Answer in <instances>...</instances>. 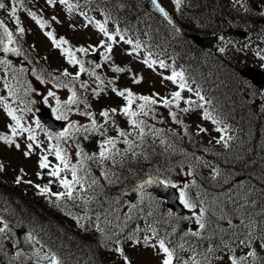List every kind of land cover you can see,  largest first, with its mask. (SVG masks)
Returning a JSON list of instances; mask_svg holds the SVG:
<instances>
[{"label": "trees", "instance_id": "1", "mask_svg": "<svg viewBox=\"0 0 264 264\" xmlns=\"http://www.w3.org/2000/svg\"><path fill=\"white\" fill-rule=\"evenodd\" d=\"M106 7V11L114 15L120 35L125 40L138 41V52L147 49L145 57L139 53L135 54L136 57L144 60L151 53L150 58L156 61L152 67L155 71L169 75L173 70L183 71L188 76L190 84H193L190 88L196 95L194 107L203 112L207 110L219 121L215 127L222 130L219 132L222 136L218 134L217 139L223 137L227 147L223 141L206 143L174 107L166 108L158 101L151 106L147 116L141 114L137 117L151 126L145 128L146 135L141 141L138 130L126 126L128 118L119 109L106 106L100 110V113L109 111L107 123L100 113L91 109L92 102L105 99L107 78L98 75L94 69L88 70L83 80H73L74 76L65 77L58 70L51 72L44 61L33 56L29 62L30 79L37 86H47L50 82L67 84L68 87L58 88L74 89L80 101L71 106L72 112L76 113L87 105L88 109L83 113H92L97 125L104 126L99 131L88 133L72 130L67 139L52 145L59 143L63 148L85 136L92 137L99 145L105 137L114 136L119 141L116 145L119 154L115 157V164L111 160L103 165L98 161H85L82 166L80 162L73 163L78 166V175L86 177L84 189L76 188L77 199L74 200H56L52 195L35 194L22 188L15 180L0 177V205L6 210L4 218L12 226L21 224L32 229L41 237L45 247L66 262L114 264L110 252L118 248L123 250L128 241L139 242L150 234L155 240L165 239L166 246L174 250L175 261L179 264L185 261L193 264V259L201 264H230V256L245 257L249 251H255L257 255L255 260L249 257L246 264H264V105L259 106L252 100V95L248 98L241 90L235 81L241 79L230 70L223 55L203 58L204 53L190 40L194 32L219 35L226 28L225 21L241 23L239 18L242 20V17L216 0H181L179 15L173 14L176 28L172 29L133 0H108ZM233 30L231 28L228 32L233 33ZM162 55L168 58L164 60L168 65L166 68L157 65ZM91 72H95V76L90 75ZM37 76L45 83L41 84ZM97 76L100 80L96 79ZM81 84L87 87L82 88ZM25 88L20 86L16 98L18 104L26 96ZM197 92L208 103L201 101ZM200 104L204 107H198ZM112 109L116 112L113 113ZM133 110L138 111L134 107ZM166 111L170 119L165 117ZM171 112L176 113L180 123L172 120ZM121 117L125 122L120 120L121 125L118 126ZM83 118H87V122ZM78 124L90 125L91 120L82 115ZM117 128L131 132L128 139L137 146L125 151L127 145L123 143L124 138L118 136ZM152 129H159V134ZM178 167L187 169L189 174V192L185 193L196 205L191 216L182 218L161 211L155 201L152 209L134 208L127 213L126 219H118L124 204L121 192L125 188L147 175L173 182ZM102 172H107V179L101 175ZM67 173L71 177V173ZM92 178L98 183L88 187ZM202 209L204 229L196 223ZM107 217L116 219L114 228L104 223ZM143 226L147 236L140 232ZM192 232L200 235L192 236ZM240 240H245L248 246L241 245ZM2 245L4 243L0 241V247ZM0 264H10L1 248Z\"/></svg>", "mask_w": 264, "mask_h": 264}, {"label": "snow or ice", "instance_id": "2", "mask_svg": "<svg viewBox=\"0 0 264 264\" xmlns=\"http://www.w3.org/2000/svg\"><path fill=\"white\" fill-rule=\"evenodd\" d=\"M59 2H60V4L67 5L69 11L72 10L73 5L69 4V0H59ZM155 2H156V0H152L153 4H155ZM17 3L22 4V0H11V3L9 5L10 6V12L8 13V15L14 19L19 33L23 34L24 28L20 27V20L17 17V8H16ZM48 3L50 5L54 4L55 0H48ZM174 3L176 5L177 9H179L180 4H181V0H174ZM5 7H6L5 3L0 2V10L5 9ZM157 7H159V6H157ZM159 11L161 13H163V15L167 18L168 14L166 12H164L163 8H159ZM28 15L31 16V18L33 20H35V22L42 29L47 26V23L45 21L39 19L34 12H29ZM52 19L55 20L56 18L53 17ZM95 23H96V27L99 30V32L102 33L105 37H107V40L111 42V43H107V44L103 40L100 42V47L105 49V51L102 53L105 61H107L111 58L109 54L112 53V51H113V44H115L117 42V37H119V39L124 41V43H126V44H132L133 43L131 40H125L124 36L120 35V30L118 28L116 29L115 35H113V34L109 33V31L105 27L104 23H100L98 21ZM0 29H2V32H0V45L5 44V39L7 40V43H9V44L13 43L14 42L13 33L10 32L7 27H5L4 22L2 20H0ZM45 35H47L49 37V39L52 40V43L56 48L61 49L62 53L66 56L69 64H72V65L78 64L79 65V73L86 71L83 61L78 60L76 58L75 53L76 52L85 53L87 51V49L77 48V49H75V51H73L70 47L69 48L62 47L63 45L68 44L67 40H65L63 38H60L59 40H57L52 32H47V33H45ZM221 39H223V37H221ZM139 48H140V44H139V42H137L134 45V51H135V49H139ZM2 50L5 53L11 52L15 55H21L19 49H17V48H9L7 46H4ZM221 51H223V49H221ZM129 54L131 55L132 53H129ZM150 57H151V53H149L148 58H145L143 60V63L145 65H147L149 68H152L156 64V61L152 60ZM260 58L262 60H264V56H261ZM8 63L9 62L7 60H0V64L7 65ZM97 67H99V65H97ZM159 67L160 68H166V67H168V65H166L164 63V61L161 60V61H159ZM20 71H24V69H20ZM113 71L119 73V72L125 71V69L120 68V67H114ZM79 73H77V75L75 77H73V80L79 79ZM62 75L67 77L70 75V73L67 70H65L62 73ZM90 75L95 76V72H91ZM163 78L165 80L171 81L173 84H178V87L180 89V91H174L171 93V99L170 100L167 98H161L162 102H163V106L166 108H170L171 106L174 105L176 108L179 109L180 108V101L182 100L181 92L185 88H187V84L185 82V76H184L183 71L177 72V71L173 70L171 75L165 76ZM96 79L100 80V77L97 76ZM37 80H39L41 84L45 83V81L40 76H37ZM133 82L134 83H140L141 78H137V77L133 76ZM61 86L68 87L67 84H63V85L56 84V85H54V87H61ZM5 87L9 88V95L10 96H15V93L12 91L11 86L5 84ZM81 87L86 88L87 85L81 84ZM30 91H36V90L30 88ZM69 91L72 94L63 103L61 102L60 98L56 96V93L53 91H50V90L48 91L46 96H40L42 103L45 105L49 104V97H52L55 99L56 106L54 108H52V112L54 114H56L57 120H67L68 119L67 113H68V111L71 110V106L74 104L80 103V101H78V99H77L75 90L72 88H69ZM112 91L117 96L123 97L124 100L126 101V105L120 109V112H121V114H123L125 117L128 118L127 122L131 126V128L133 130H138V138L141 141H143V138L146 135L145 128L146 127L150 128L151 126L146 125L143 120H139V119H137V117L141 114L144 116H147L149 114V112L152 110L151 106L157 104V99L150 97V96H143V95L137 96L129 89L118 90L116 87H113ZM189 91H191V89H189ZM27 94L28 93H26V95ZM98 94L99 93H96V95H98ZM153 95H155V94H153ZM197 95L199 96V99L201 101H205L204 96L199 95L198 92H197ZM136 101H141V103L136 105V108L138 109V111L133 110V105L135 104ZM36 102H37L36 100L30 101L31 104H35ZM0 103L4 104V108L7 112V115L14 122L13 125H9L12 135L11 136H0V140H3L5 143H7L9 145H12L15 143V141L13 139L14 137H17V136L23 135L24 133H27V140L31 141L32 143L27 144V151L24 152V155L26 157L29 156L33 150L34 145H35V147L40 148V144L37 142V137L35 135L34 129L32 127H25L24 124L22 123V117L16 115V109H13L7 103L3 102V98H0ZM21 103H23V101H21ZM184 103L188 104V105H194L195 101L184 100ZM205 103H208V102L205 101ZM85 107H87V105H85ZM198 107L203 108L204 104H200V105H198ZM190 110H191L190 108H183L182 109V111H184L185 113L189 112ZM27 111L31 112L32 109L27 108ZM111 111L113 113H115L116 109H112ZM81 115H87L88 118L91 120V124L81 126V125H77L74 122L69 123L67 128L64 129V131L58 133L55 136V139L57 141H60L61 139H67L70 136V130H75L76 132L82 131L84 133H88L89 131H99L101 128L104 127L103 125H97V122H96L95 118L93 117L92 113H81ZM100 115L105 118V123H107L109 121V111H107V110L102 111L100 113ZM170 115H171L172 120L174 122L180 123V121L177 120L175 112H171ZM203 118L205 120H209V119L212 120V122L214 124L219 123V121H217L211 115V113L208 112L207 110L204 111ZM35 124H36L37 128H43V125L40 123L39 120H36ZM116 131H117L119 137L124 138L123 143L127 145V148L125 149V151L132 150L134 147L137 146L134 143V141L128 139V137L132 135L131 132H125V131L121 130L120 128H117ZM152 131L155 132L156 134H159V132H160L159 129H152ZM200 131H206V130L200 129ZM216 131L220 132L222 130L220 128H217ZM101 134L103 135V133H101ZM46 135L48 136L49 140L53 139V136L51 133H47V131H46ZM84 138L88 139L87 136H85ZM221 141H223L225 144V147H227V141L224 140L223 137H221V140H218L217 143H220ZM118 142L119 141L116 138L105 137L103 142H101L99 144L98 155H96V154L88 155L87 153L84 152V150L82 148L79 147V145H77L76 155L81 158L80 165L82 166L85 161H98L100 165H103L105 161H109V160H111V162L113 164H115L116 163L115 157L119 154V149L116 148V145ZM15 147L17 149H19L20 144L15 143ZM41 151H43V149H41ZM48 153H54L55 159H56V161H58V163L52 164L49 161L48 154H44V155H41L39 158V167H40V169H47L48 175L50 177L55 178L59 182L60 187L63 189V191L57 192V193H52L48 186L41 187L39 185H36V187L38 188V190L41 194L55 196L56 200H61L64 198H66L67 200H74L76 198V196H75L76 186L79 185L81 190H83L86 177L78 175V166L76 164L70 165L67 153H66L65 149H63L59 145V143H57L56 145H50L48 148ZM135 154L136 153L133 152V155H135ZM2 170H3V165H0V171H2ZM21 172H23L22 169H21ZM66 172L71 173V180H69L67 178V176H63V177L61 176V173H66ZM37 175L39 176V173ZM101 175H103L107 179V176H108L107 172H102ZM16 182L20 183L21 177H17ZM27 182L31 183V181H27ZM97 183H98V181L95 178H92L90 183L88 184V187H92L93 185H96ZM149 183H151V181H149ZM162 183H163V181H162ZM168 183H171V182H168ZM171 186L176 187L175 184H171ZM141 187H143V185H141ZM180 202L186 208H189V209H194L196 207L195 204L190 202V200L187 198V194L183 190H181V192H180ZM203 215H204V210L202 209L200 215L196 217V223L199 225V227L201 229H204V227H205V224H204L203 219H202ZM97 219H99V217H97ZM229 223H231V222L229 221ZM242 223H243V221H242ZM98 230H100V229L98 228ZM0 231H3V229H0ZM191 235L192 236H199L200 233L199 232H192ZM147 239H148V237H145L146 241H147ZM240 244L248 246L246 244L245 240H240ZM181 247H183V245H181ZM209 251H212V250L209 249ZM230 251H233V253H234V250L230 249ZM117 252L123 258L124 264H131L128 257L124 255V252L122 249L118 248ZM158 253L163 254L162 259H161V264H174V255H175L174 250H172L168 246H166L165 239H159V241H158ZM256 255L257 254L255 251H249L247 253V256L240 257V258H237L233 254L232 256L229 257L230 264H246L249 257H251L253 260H255ZM42 259H46V260L50 259V264H59V261L57 260L55 255H52L50 258L48 256H43ZM205 261L207 262V258H205ZM184 264H188V262L185 261ZM193 264H201V262L193 259Z\"/></svg>", "mask_w": 264, "mask_h": 264}, {"label": "rangeland", "instance_id": "3", "mask_svg": "<svg viewBox=\"0 0 264 264\" xmlns=\"http://www.w3.org/2000/svg\"><path fill=\"white\" fill-rule=\"evenodd\" d=\"M30 1H32L39 8L45 10V12L51 18L55 17V20L52 19V23L55 28L60 31V33L72 38L75 43L84 44V46H86L85 49H89L88 53H96L99 49H101L102 52L105 50L100 47V42L102 40L104 41V35L96 29V24L88 23L87 20H85L83 16L78 15L76 11L70 12L69 10H67V5L60 4L59 0H55V3L51 5L48 3V0ZM225 1L226 0H222L221 3L226 8L229 7V9L231 8L237 10L242 9L240 8V3L234 6L232 0H227L226 2ZM160 2L168 10H174V0H160ZM250 4L252 5V2ZM103 5L104 8H106V4ZM92 18L95 20V22H99L100 20L99 15H96V13H92ZM256 38L259 37L250 38L249 42H255L256 44L254 47L258 49L263 48V46L258 41H256ZM30 44L41 55L48 57L52 68H64L66 63L64 57H60L59 51L53 45L52 40L49 39L47 35L44 36L41 31L32 29ZM240 46L244 45L241 44ZM223 48L226 52V50L228 49L227 43L224 44ZM113 53L117 56V59L120 63L129 66V68L133 71L135 77L141 78V82L137 83V86L139 87H136L139 92L155 94L159 99H170L171 93L177 91V87L173 83L165 80L162 76L154 73L150 68L145 66L143 62L139 60H130L129 54L122 47V45L114 46ZM234 55V64L236 67H240V69L252 68L264 71V63L262 59L257 56V54L249 52L248 50H245L243 48H237V52H235ZM141 56L143 57V53H141ZM235 81L243 88L248 98H251V95L252 98L258 97L257 95H255V92L250 89L249 84L238 81L237 79ZM1 83L3 82L0 79V98L4 99L7 98L9 94L1 85ZM128 84H130V82L127 79L122 78L120 80V85L127 86ZM32 100H36L37 102L35 104H31L30 101ZM51 100L52 99L49 98V103L51 102ZM7 101V104L12 107V105L9 103V100ZM257 101L260 105H263L264 94H262L261 97H258ZM26 102L30 104V108L32 109V111H27L25 113V118L28 123L23 124L25 127H32L34 129L32 125L36 121V113L39 112L40 108L43 107L39 94L34 92L30 99L26 100ZM48 105L49 104H47V106ZM184 121L188 122V124L192 126L194 130L202 134V137L204 139L212 140L216 138V134L213 131V128L207 121H205V119H203L199 115V112L195 111L194 115L187 116ZM13 124L14 122L7 115V112L4 108V104L0 103V136H11L12 133L9 125ZM200 129H205L206 131H200ZM26 135L27 133H24L23 135L13 138L15 143L20 144L19 149L15 147V143L9 145L3 140H0V165H3V170L0 171L2 175L0 177H4L5 179L9 180H12V175L16 178V180L17 177H21V182L18 184L22 185V188L36 193H39V190L36 185L44 187L45 184H48V187L53 192L63 191V189L60 187L59 182L55 178L50 177L48 175V170L40 169L39 167L40 156L47 154V152L41 151V147L37 148L34 145L31 154L27 157L24 155V152L27 151V144L32 143L31 141L27 140ZM48 158L52 164L58 163V161H56L55 159V155L48 154ZM21 169L23 170V172H21ZM38 173L39 176L37 175ZM187 175L188 172H182L180 170L178 172V175L176 176V182L180 183L181 180H183L186 183ZM16 180L15 183H17ZM27 181H31V183H28ZM191 197L194 200V197ZM148 202V200L144 199L140 201L141 205L146 206V209L150 208ZM128 208L129 207L127 205H124V208L122 209L126 212ZM189 210V216H191L190 214L193 212V210ZM5 212L6 210L3 209V207L0 205V229H3V231H0L1 238L3 239L8 252H11V259L13 260L14 264H28L26 256L22 254L21 251L18 249V241L14 232V226L10 225L6 221V219L3 218V214ZM142 231L144 232V230ZM123 252L124 255L128 257L131 264H161V259L163 256L162 253H158V243H153L151 241L144 242L141 246L129 244L128 249ZM57 260L59 261V264H70L67 262H63L64 259L60 257H58ZM116 264H124L123 258L120 256V254Z\"/></svg>", "mask_w": 264, "mask_h": 264}, {"label": "water", "instance_id": "4", "mask_svg": "<svg viewBox=\"0 0 264 264\" xmlns=\"http://www.w3.org/2000/svg\"><path fill=\"white\" fill-rule=\"evenodd\" d=\"M139 1L142 2L143 5L149 11L153 12L155 15L159 16L160 18L166 20L167 23L173 26V23L169 19V17L167 16L166 18L163 15V13L159 11V8H162V6L159 4L157 0L155 4L152 3V0H139ZM192 39L200 49L206 50L211 54L215 55L219 50V44L216 37L193 36ZM241 75L244 76L245 78L252 80L256 85L262 88V85L258 83L256 77L261 76L264 80V74L260 73L259 71H256L255 75H253V71L250 70L249 72L242 71ZM38 117L40 118L41 121L44 122V124L47 127L52 129L53 131L58 132L61 130L62 124L57 121H54L51 117L44 116V113L39 114ZM149 181H151V183H149ZM141 185H143V187H141ZM143 192H151L157 197L165 199L167 207H169L174 212H176V214L186 215L182 204L179 202L180 197L177 190L168 186H164L163 184L154 180L151 177L146 178L142 182L137 183L129 190L125 191L123 193V197L127 198L131 202H134ZM17 235L20 242V247L33 260L37 262H41L43 264H48L50 262V259L46 260V259H42V257L48 256L50 258L52 254L46 251L42 246L38 245L34 241L32 232L28 231L26 228H21L17 230Z\"/></svg>", "mask_w": 264, "mask_h": 264}, {"label": "flooded vegetation", "instance_id": "5", "mask_svg": "<svg viewBox=\"0 0 264 264\" xmlns=\"http://www.w3.org/2000/svg\"><path fill=\"white\" fill-rule=\"evenodd\" d=\"M260 3H261V5H258L257 8L261 11L262 8L264 7V0H262ZM263 22H264V19H263Z\"/></svg>", "mask_w": 264, "mask_h": 264}]
</instances>
